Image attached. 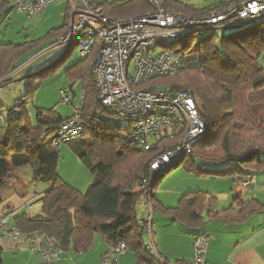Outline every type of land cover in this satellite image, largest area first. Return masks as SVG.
Here are the masks:
<instances>
[{"label":"trees","instance_id":"obj_1","mask_svg":"<svg viewBox=\"0 0 264 264\" xmlns=\"http://www.w3.org/2000/svg\"><path fill=\"white\" fill-rule=\"evenodd\" d=\"M162 2L168 10L200 16L193 6L175 0ZM102 6L114 18L137 17L151 10L148 0L116 1ZM65 28L66 25L54 29L40 42L0 45V80L15 71L30 51L39 50L51 36L59 37ZM199 34V38L191 34L185 41L177 40L172 44L173 49H191L185 57L186 67L160 81L170 79V87L165 86L169 91H187L195 96L206 133L189 154L157 178L155 189L168 174L180 168L197 178L264 175V104L254 101L253 91L255 85L264 82V68L260 64L264 56V18L260 23ZM72 49L50 66L49 72L43 70L34 77L43 79L60 69ZM93 59L94 56L78 60L66 71L69 79L82 81L85 92L82 109L85 136L71 143V148L88 170L94 171L96 165L101 164L85 193L61 179L58 173L60 151L51 145L56 130L67 119L63 120L52 109L38 110L33 121L24 100L20 99V104L11 110L10 118L0 124V159L11 156L15 167L31 169L34 183L48 187L39 200L40 213L20 214L14 222L24 234L41 232L48 236L65 253L71 250L86 253L92 249L95 236L102 235L107 244L125 242L127 251L135 254L137 264H154L136 217L134 207L140 197L133 194V189L147 175L154 156L174 147L179 138L153 142L148 150L128 142V125L108 122L98 114L100 108L112 113L99 101L91 72ZM9 83L4 81L0 89ZM33 96L34 88L28 89L26 98ZM197 159L227 166L197 165ZM11 174L12 169L0 162V190ZM214 201L205 192H193L182 196L176 208L162 209L155 203L154 193L155 210H161L191 230L205 225V215L219 218L218 214L207 213ZM2 202L0 196V205ZM234 202L241 208L239 218L254 213L257 206L264 209L257 200L246 203L242 198H235ZM2 254L0 245V264H3Z\"/></svg>","mask_w":264,"mask_h":264},{"label":"built area","instance_id":"obj_2","mask_svg":"<svg viewBox=\"0 0 264 264\" xmlns=\"http://www.w3.org/2000/svg\"><path fill=\"white\" fill-rule=\"evenodd\" d=\"M67 2L72 5L64 32L57 37L51 49L75 48L80 58L94 56L91 72L100 103L129 126L126 140L146 150L152 143L179 138L177 144L154 156L147 175L134 187L133 194L145 205L147 215L139 222L146 249L154 264H179L166 260L154 244V193L157 178L173 164L189 154L206 133L199 104L187 91H169L154 84L173 77L185 67L184 50L171 48L177 40H186L191 34L243 27L260 23L264 18V0H239L228 7L206 15L189 16L170 11L162 0H148L151 10L132 18L110 17L100 0H13V9L28 19L42 15L48 6ZM15 72L0 85L14 77ZM63 102L72 103L65 91ZM20 104V100H17ZM85 136L82 107L73 117L64 121L52 138V147L79 142ZM239 182V192L256 190L254 176ZM20 210H8L0 215V237L13 240L32 255L41 258L39 264H59L63 251L52 239L41 232L22 233L11 222ZM210 236H196L193 258L182 264H207L206 253ZM127 251L125 242L107 244V251L99 264H118Z\"/></svg>","mask_w":264,"mask_h":264},{"label":"crops","instance_id":"obj_3","mask_svg":"<svg viewBox=\"0 0 264 264\" xmlns=\"http://www.w3.org/2000/svg\"><path fill=\"white\" fill-rule=\"evenodd\" d=\"M175 1L193 6L195 11H197V14L204 15L214 11L222 10L239 0H203V2L197 5L188 4L182 0ZM65 6L64 23L61 27L66 25L72 7V5L67 2L65 3ZM13 10V0H0V23H2L6 18H9ZM169 10L175 12V10ZM55 38L56 36H51L41 44V48L39 50L36 49L30 51L24 58L34 55L36 59L41 54L49 50H53L51 49V46ZM31 42H36V40H27L22 44L13 45H23L25 43ZM0 45L4 44L0 43ZM58 50L63 52V56L68 51V49ZM71 53L72 52H70V54ZM33 59L34 58H32L30 62L29 60H26L25 63L19 65L14 71L15 74L24 69L33 61ZM82 59H91V57L79 58L78 60ZM71 81L78 84L81 90L80 102L76 109L80 107L83 109L85 97L83 83L79 79ZM74 97H76L75 94ZM76 109L74 110L76 111ZM54 110L63 120H66L74 115L72 114L70 116L63 117L59 110L57 111L56 108ZM63 148H65V150H62ZM68 149L73 151L71 144L64 145L60 148L59 151L61 159L63 158V154H66ZM72 153L75 155L74 157L79 160L78 156L74 152ZM0 162L12 169V174L6 181L5 186L0 190V196L3 200L2 204L0 205V215L8 210L15 209L20 210L19 215L24 213L30 214L31 216L38 215L41 211V203L39 200L48 190V187L42 184L34 183L31 169L27 166L15 167L11 156L1 158ZM75 163L77 164L74 166L76 167L75 171L72 170V173L74 171L73 175L63 178L59 170L58 173L64 182L71 185L80 192L85 193L94 182L95 176L101 168V164L96 165L94 171L89 173L82 167L84 165L80 162V160L79 162ZM78 171L82 175L80 179L75 176L76 172ZM170 177L163 179L155 189V203L157 206L162 209L176 208L182 196L188 193L202 192L200 190H203L206 191L205 193L210 195V198L215 200L214 204L211 205L207 213L212 215L218 214L219 218H210V216L207 217L205 215V225L197 230H191L180 222L173 220L184 227L185 230H182L184 234L182 237L176 238V240L164 241V246L159 244V246L156 248L159 254H161L166 260L173 263L182 264L184 262H188L194 256L193 242L195 236L206 234L211 238L209 250L205 256L207 264H264V209H261L260 206H257V210L254 213L248 215L246 218H239L238 213L241 208L238 207V205L234 202L235 198H242L246 203L251 202L252 200L259 201L254 197V193L256 191L243 194L239 192L240 188L238 181L243 178L237 176L226 178H197L186 173L182 177L177 176L181 177V180H179L177 184L167 186L165 183L170 179ZM254 177L256 178V175ZM221 181H223V183H229V189H218ZM165 188H167V190H165ZM229 190H231V194L228 193ZM222 201H224V203H228V205L224 207L225 205H221ZM259 202L264 206L261 201ZM143 204V200L138 198L134 207L135 213L137 210L144 209ZM35 208H38V211L33 214L32 212L35 210ZM229 209H231V211H227ZM11 225H15V222H11ZM0 245L3 249V253L7 250L15 253L16 260L21 264H23V262L19 261V259L25 261L24 264H39L41 261V258L38 255H32L25 247H18V245L11 239H3L0 237ZM106 251L107 243L105 238L102 235H96L93 247L90 251L86 253H77L73 250L66 253L63 252L62 259L59 264H99ZM118 264H137L135 254H124L119 259Z\"/></svg>","mask_w":264,"mask_h":264},{"label":"rangeland","instance_id":"obj_4","mask_svg":"<svg viewBox=\"0 0 264 264\" xmlns=\"http://www.w3.org/2000/svg\"><path fill=\"white\" fill-rule=\"evenodd\" d=\"M116 1H124V0H100L101 4H108ZM188 4L197 5L203 2V0H182ZM62 3V4H61ZM65 3L60 2L55 3L53 5L48 6V9L40 16L35 17L33 19L28 20L25 16L20 15L15 10L12 11L9 18H6L2 23H0V43L2 44H22L27 40H36V42H40L44 40V37L48 35L54 29H58L64 23V12H65ZM225 32H231V30H226ZM196 37H200V34H196ZM191 50V49H190ZM190 50H186L187 53H190ZM72 53L69 54L68 60L64 66L60 69L56 70L50 76L45 78L34 77L37 74L43 72H49L50 66H52L55 62H57L62 56L63 52L59 50H49L39 57L35 59L34 55H30L27 58H24L20 63H25L26 60H30L32 58L33 61L28 64L24 69H22L19 73L15 74L12 79H8V82H11L5 85L0 89V124H4L11 116V110L15 109L18 104L16 103L18 99H23L25 102V108L32 118L33 121L36 119V112L38 110H52L55 109L62 114L63 117L70 116L74 114L76 107L79 105L81 98V90L80 86L76 83H73L71 79L66 76V70L76 62L80 57L75 48L72 49ZM261 66L264 68V56L260 60ZM14 72V71H13ZM12 72V73H13ZM11 73V74H12ZM10 76V75H8ZM7 76V77H8ZM6 77V78H7ZM170 79L159 80L155 82L154 87L160 86H169L170 87ZM34 88V96L33 98H26L28 93V89ZM65 91L71 99L73 103H65L61 100L60 92ZM73 91V92H72ZM254 101L263 102L264 104V82H261L254 86ZM74 94L76 97H74ZM253 104V103H252ZM257 105V104H255ZM78 108L76 109V111ZM17 111V110H16ZM98 114L108 122H115L122 126H127V123L116 116L107 113L103 108L98 110ZM256 143V142H255ZM68 148V147H67ZM62 150H65L63 148ZM69 150V151H68ZM66 154H63V158L61 159L59 171L63 178L69 177L73 175L76 166L75 162H79L77 158L73 155V151L68 149ZM65 156V157H64ZM264 158V157H263ZM197 165H204L210 168H222L226 167L227 164H209L204 163L202 160L197 159ZM81 166V164H80ZM85 170L91 173L90 170L82 166ZM72 170L73 173H72ZM186 172L180 168L168 174L165 179L170 177V179L165 183L167 186H171L172 184H177L181 177L184 176ZM75 176L80 179L82 177L81 173L76 172ZM181 176V177H177ZM84 177V176H83ZM179 178V179H178ZM67 179V178H66ZM176 180V181H174ZM165 181V180H164ZM229 183H223L221 181L218 189H229ZM256 192L254 193V197L257 198L264 204V175L261 173L256 174ZM136 186V185H135ZM134 186V187H135ZM167 190V188H165ZM164 190V191H165ZM202 192H206L200 190ZM231 194V190L229 192ZM221 205H228V203L221 202ZM144 209L137 210L136 216L138 221H142L145 219L147 215V210L145 205L143 204ZM38 211V208L33 210V214ZM184 227L173 221L168 215L164 214L161 210H155L153 216V232H154V244L156 248L159 244L164 246V241H173L176 238L183 236ZM144 242L147 245L149 239L147 237L144 238ZM7 250V249H6ZM124 254L131 255L130 251H126ZM2 261L4 264H21L15 258V253L7 250L2 255ZM19 261L24 262L19 259Z\"/></svg>","mask_w":264,"mask_h":264}]
</instances>
